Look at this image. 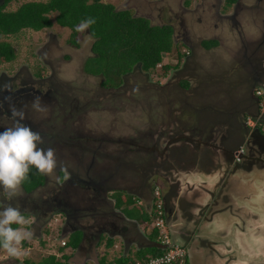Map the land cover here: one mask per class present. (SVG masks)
Listing matches in <instances>:
<instances>
[{
	"label": "rangeland",
	"instance_id": "1",
	"mask_svg": "<svg viewBox=\"0 0 264 264\" xmlns=\"http://www.w3.org/2000/svg\"><path fill=\"white\" fill-rule=\"evenodd\" d=\"M29 1L48 0H10L5 10H16ZM100 1L111 3L116 9L130 10L134 16H145L152 25L171 24L179 36V12L191 10L184 18L194 45L190 51L184 49L182 40L172 35V50L163 53L162 61L155 68L144 72L136 65L123 76L119 85L111 86L104 76L84 71L85 62L93 56L91 45L94 40L88 30L77 33L78 46L70 44L72 31L55 22L56 12L49 14L53 22L49 28L38 31L25 28L15 35H0V42H9L16 54L13 60L0 63V73L13 78L12 83L17 86L24 82L40 90L41 103L46 110L34 111L29 99L12 106L25 111L26 118L22 123L40 132L44 139L40 147L54 148L58 161L53 177L45 176L44 184L30 194L22 188L19 196L9 200L0 189V200L4 205L14 204L31 221L26 227L33 236L23 245L28 251L24 258L40 260L49 253L61 251L57 246L61 242L62 216L51 209L41 215L38 226L34 225L33 207H21L20 200H47L60 190L70 171L82 177L88 166L97 171L102 166L106 173L113 174L107 184L110 188L105 192L109 200L115 202L117 196L122 200L130 197L137 210L147 212L151 218L150 206L155 191L165 194L168 180L173 182L178 172L182 175L199 166L203 170L216 169L212 178L219 182L216 197L219 201L227 199L226 211L230 217L236 216L233 220L249 214L248 245L245 243L242 248L234 241L233 257L241 261L234 264H264V128L258 126L263 135L254 132L250 138L245 136L252 141L244 152L238 149L240 153L231 157L229 150L230 144L234 146L238 140L245 139L241 140L242 130L238 127L240 121L249 120L247 115L243 113L242 117L240 113L248 105L244 101L247 94L253 90L256 95L255 92L261 90L264 97V90L252 79L253 67L264 79V55L248 61V57L242 55L237 36L234 39L233 34H223L224 30L222 46L209 50L199 46L200 38L208 35L199 33L202 27L195 24L196 20L201 17L211 21L208 15L212 11L211 3L217 0ZM198 3H204L205 7H197ZM258 4L264 9L261 0ZM209 25V30L213 31L212 22ZM188 51L190 55L185 59ZM12 106H7L11 114H3L0 119V132L14 123ZM60 165L67 169L66 173ZM225 167L230 168L224 170ZM60 173H63L61 182ZM194 176L196 181L207 179L202 174ZM143 178L147 180L144 188L147 207L139 204L136 197L137 185ZM192 194L190 200H193ZM243 203L249 211L243 209ZM122 207L115 210L121 212ZM227 212L225 218L229 220ZM84 220L85 223L91 221L89 218ZM153 221L154 218L148 222L139 219L135 228L149 233ZM165 228L171 242L183 238L169 223ZM75 234L69 237L71 248ZM106 236L103 235L100 244L105 242ZM220 240L221 236L216 235L214 245ZM63 252L69 254V251ZM6 256L7 253L0 250V264H21V261L17 263L18 260ZM88 262L91 264V260Z\"/></svg>",
	"mask_w": 264,
	"mask_h": 264
},
{
	"label": "flooded vegetation",
	"instance_id": "2",
	"mask_svg": "<svg viewBox=\"0 0 264 264\" xmlns=\"http://www.w3.org/2000/svg\"><path fill=\"white\" fill-rule=\"evenodd\" d=\"M9 1L10 0H0L1 10L6 11L5 8ZM258 2H260V0H248L245 1V3H242V0H235L228 6L226 5V0H217V2H212V11L209 10L211 12L208 15L211 18V21L214 19V24L212 25L214 26L213 31L209 30V24L211 22L209 19L205 18L203 20V18L198 17L195 23L196 25L202 27L199 33L208 35L200 38L198 42L199 46L204 50H209L215 46H222L223 43L221 42V33L222 30H224L223 34H233V38L237 36L236 39L238 40V43L241 47V49L240 47L239 49L242 50V55L248 57V61H251L252 59H259L260 55H264V9L259 6ZM261 2L264 3V0H261ZM218 3H220V7ZM200 5L205 7L204 3H198L197 7ZM191 12V10L185 9L179 12L178 18L180 19L179 26L182 37L178 34H175L176 30L172 25L174 31L173 35L177 36L178 39H181L182 46L184 49L188 48L189 51L192 50V41L194 39L190 35V32L187 28L184 15L189 13L191 14ZM262 13L263 15H261ZM169 14L170 16L172 15L171 10H169ZM171 19L172 18L169 20ZM0 35L3 34L0 33ZM212 40L216 42L215 45L209 48L205 47L203 42ZM261 45L263 47H261ZM189 51L185 52L187 54V56L185 55V59H188L190 55ZM252 70L254 71L252 79L256 83L260 84L261 89L264 90V79L260 77L259 73L256 71V68L253 67ZM12 79L13 78L5 76L4 73H0V119L3 114H11L8 111V105L12 106L14 103L25 101L27 99L33 100L36 96L42 98L41 91L36 89L34 86L26 85L24 82H22L21 86H17V84L12 83ZM247 95L248 96L244 101L247 102L248 105L243 108L244 111L242 109L240 113L242 114V117H244L243 113L245 116L247 115L249 120L246 122L240 121L239 123L238 128L239 130H242L241 140L247 135L250 138L253 136L252 134H254V132L261 133L260 129L264 128V106L261 103L262 97L256 96L252 93ZM229 118L232 117L229 116ZM250 122L254 123L251 125ZM258 126H260V129ZM242 132H244L245 135H243ZM260 135L263 134L261 133ZM249 138H245L243 141L238 140L234 146L230 144L232 148H227L230 150V156L232 157L233 154L238 151V149L243 150L244 152L245 148L250 146L252 141V139L249 141ZM153 151L154 154L157 155L156 151ZM106 172L107 171L104 170L102 166L99 167L98 171L93 170L91 166H88L87 170L85 169L84 176L82 175V177L75 175L70 171L68 173V178L64 180L60 190L58 192H54L53 195L49 196L47 200L36 202L33 199H23L20 200L21 203L19 205L21 207H33V224H36L37 226L39 225L38 222H40L39 218H41V215H45L46 211L51 209L52 211H58V214L62 216V225L59 227V232L61 235L70 234V237L71 232L73 231L74 233L80 232L82 237V234L84 233V239L82 240L81 238V241L79 242V244L81 243L82 245L79 249H77V246L79 245L78 244L76 249L79 251L78 254H83V252L86 251L85 255L89 257L88 250H90L92 245L95 244L98 235H102L104 231L112 233L114 229L118 231H127L126 226L120 223V211L118 212L115 210V202H111L108 198V195L105 194L106 190L110 188L107 186V184L113 175L112 173ZM62 180H60V182ZM146 181L147 180L143 178L142 181L138 183L137 187L139 190H144ZM33 191L26 193L30 194ZM139 192L140 191H138V193ZM160 197L162 200V209L165 215V222L167 224V214L170 212V207H167L168 202L166 200V194H160ZM12 205L14 206V204ZM2 206H4V203L1 201L0 207ZM232 217L235 218L236 216L233 214ZM85 218H89L91 221L85 223ZM249 219L250 217L248 214L247 222ZM60 239L62 238L60 237ZM177 239L180 240V238Z\"/></svg>",
	"mask_w": 264,
	"mask_h": 264
},
{
	"label": "trees",
	"instance_id": "3",
	"mask_svg": "<svg viewBox=\"0 0 264 264\" xmlns=\"http://www.w3.org/2000/svg\"><path fill=\"white\" fill-rule=\"evenodd\" d=\"M234 1L226 0V5H230ZM51 12L57 13L55 22L58 25L71 29L69 43L74 46H78L76 26L89 18L95 19L96 22L87 29L94 40L91 45L93 56L85 62L84 71L104 76L111 86L112 84L119 85L123 76L131 72L136 65H140V69L144 72L155 68L162 61L163 53H169L173 47L171 25H152L145 17L134 16L130 10L116 9L113 4L100 0L29 1L22 3L13 11H3L0 7V33L15 35L25 28L35 31L49 28L53 23L49 17ZM215 43L214 40L203 42L207 48ZM177 54L178 57H181L179 52ZM15 55L9 42H0V63L13 60ZM60 178V180L63 179V173H60ZM44 182L45 176L38 174L37 170L32 168L22 188L25 192H31L43 185ZM115 206L117 208L123 206L122 211L128 217H135L147 222L155 217L153 211L150 218L147 212L137 210L130 197L122 200L117 196ZM13 227H18V225H13ZM75 233V237L73 240L71 239L73 249L82 238L80 232ZM158 234V228H153L150 234L154 246L149 251L151 252L150 256L153 257L161 255L166 249L157 242ZM23 245L26 243L24 242ZM68 245L69 239L66 241L65 247ZM112 245V239H108L106 246ZM70 256L64 254L62 258H57L52 254L37 262L26 260V264H68ZM128 262L127 259L119 258L115 264H129ZM99 264L105 263L100 260Z\"/></svg>",
	"mask_w": 264,
	"mask_h": 264
},
{
	"label": "crops",
	"instance_id": "4",
	"mask_svg": "<svg viewBox=\"0 0 264 264\" xmlns=\"http://www.w3.org/2000/svg\"><path fill=\"white\" fill-rule=\"evenodd\" d=\"M245 1L248 0H242V3H245ZM211 22L213 25L214 19ZM229 168L225 167L224 170ZM215 172L216 169L214 170V168L203 170L201 167L197 166L186 172L184 171L182 175L178 172L175 181H167V189L164 192L168 202L167 207H170V212L167 214V223H169L171 227H174V232L179 233L178 236H183L180 240L173 239L172 241L186 246L188 255L187 264H234L235 261H240L238 257H233L235 255L234 241L235 244L238 243L242 248L246 243V235L249 231L247 216L244 218L238 216L234 221L232 219L233 217H230L229 212L226 211L229 206L227 199H224V201L217 200L216 196L218 191H216V189L219 182L212 180V178L215 177ZM196 173L202 174L207 179L205 181H196L194 179V174ZM191 178L192 180H190ZM139 191L140 192L136 195L138 203L147 207L144 190ZM191 194L194 196L193 200H190ZM171 195H173V197L171 200H168ZM213 196L216 198L214 197L215 199H213ZM239 204L241 203L239 202ZM245 204L246 203H243V209L247 210ZM150 208L152 207L150 206ZM247 211H249V209ZM226 212L229 216V220L225 218ZM120 217V223L126 226L127 231H118L114 229L112 233L104 231L102 235H98L96 239V254H94L91 248L88 250L89 257L95 261H91V263L99 264V261L103 260L105 264H114L119 258L127 259L129 261L128 263H131L134 260L151 255L149 249L154 246V241L150 237L152 230H150L149 233L137 231L135 225H137V220L139 219L128 217L122 210L120 212ZM61 225L62 223L60 226ZM132 226L134 227L132 228ZM73 234L74 232L72 231L71 236ZM69 235L70 234H64L61 238L67 241ZM103 235H107L106 240L104 243L100 244ZM216 235H220L222 240L215 246L213 238ZM255 236L256 235H254V237ZM108 239H112V241L114 239L113 245L110 247L106 246ZM231 240L232 243H230ZM246 244L248 245V242ZM55 245L57 246V244ZM57 247V250L61 249L59 253H49L46 256L62 254L64 253L63 250L69 251L68 253L71 256L75 253H79L76 248L73 249L69 246ZM83 254L85 255L86 251H84ZM26 260L34 262L39 261L24 258L22 263L26 264ZM18 262L19 260L17 263ZM86 264L90 263L87 262Z\"/></svg>",
	"mask_w": 264,
	"mask_h": 264
},
{
	"label": "clouds",
	"instance_id": "5",
	"mask_svg": "<svg viewBox=\"0 0 264 264\" xmlns=\"http://www.w3.org/2000/svg\"><path fill=\"white\" fill-rule=\"evenodd\" d=\"M95 22L94 18H89L77 25L75 30L82 33ZM31 108L37 112L46 110L39 96L34 97ZM12 117L13 125L0 132V189L9 200L21 194L22 185L32 168L38 174L51 178L58 167L55 149L40 147L44 144L40 132L22 123L26 118L25 111L13 107ZM60 167L67 172L63 165ZM64 178L67 179V175ZM30 223L12 204L0 207V250L7 253L6 258L19 260L22 264L23 258L28 255L23 244L33 236V232L26 227Z\"/></svg>",
	"mask_w": 264,
	"mask_h": 264
},
{
	"label": "built area",
	"instance_id": "6",
	"mask_svg": "<svg viewBox=\"0 0 264 264\" xmlns=\"http://www.w3.org/2000/svg\"><path fill=\"white\" fill-rule=\"evenodd\" d=\"M256 95L261 96L263 93L261 90H257ZM261 103L264 106V97L261 98ZM240 153L239 151L236 154ZM154 201L151 204V209L155 213L154 221L152 224L153 228H158L159 234L157 237V242L164 246L165 252L158 256H148L145 259L134 260L129 264H186L187 263V249L184 244H180L177 242H171L168 238V234L165 228V215L162 209V200L160 197V193L156 190L154 194ZM152 228V229H153ZM66 240L61 239L60 246H65ZM62 254H56L57 257H62ZM95 264V263H91ZM115 264V263H114Z\"/></svg>",
	"mask_w": 264,
	"mask_h": 264
},
{
	"label": "water",
	"instance_id": "7",
	"mask_svg": "<svg viewBox=\"0 0 264 264\" xmlns=\"http://www.w3.org/2000/svg\"><path fill=\"white\" fill-rule=\"evenodd\" d=\"M252 94H254V91H251ZM84 233L82 234V240L84 239ZM81 246V243L77 246V249H79ZM91 250L94 252V254H96V241L95 244L92 245ZM89 260L93 261L92 258L87 257L84 254H73L71 256V258L69 259L68 263H72V264H86ZM95 262V261H93Z\"/></svg>",
	"mask_w": 264,
	"mask_h": 264
}]
</instances>
